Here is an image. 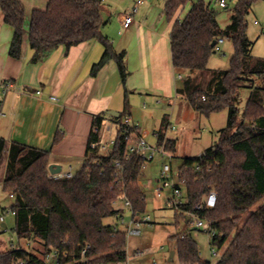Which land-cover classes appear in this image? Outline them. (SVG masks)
Here are the masks:
<instances>
[{"label": "trees", "instance_id": "1", "mask_svg": "<svg viewBox=\"0 0 264 264\" xmlns=\"http://www.w3.org/2000/svg\"><path fill=\"white\" fill-rule=\"evenodd\" d=\"M188 1L168 0L167 18L174 19ZM260 1L264 2L238 0L225 29L219 26L211 3L194 2L186 17L175 21L170 35L174 67L190 72L184 82L186 99L196 113L209 118L228 112L227 126L218 132L215 144L200 156L183 158L178 169V186L185 188L187 196L186 203L175 207L180 217L190 224L187 218L197 214L211 224L215 233L212 245L223 248L227 244L215 264H264V59L252 55L254 42L248 37L246 20ZM0 9L5 23L14 29L11 57L23 56L26 38L33 50V63L44 61L60 46L69 49L98 39L105 50L92 67V75L115 61L122 81H126L125 52H117L102 33L100 0H49L46 9L31 11L28 27L21 0H0ZM221 37L233 41L230 68L210 69L209 59ZM204 74L211 75L206 83L201 82ZM254 77L263 84L257 85ZM245 88L250 89V96L241 112L240 94ZM125 115L122 112L111 119L119 123ZM102 120L99 116L96 122L101 125ZM98 140L99 136L91 133L84 163L73 178L54 180L49 177V151L16 141L8 143L0 137V181L4 191L14 196L13 230L19 239L38 240L43 246L41 257L13 247L0 254V264H49L46 257L54 251L61 254L58 264L128 261L127 231L119 224L106 225L104 220L111 216L122 219L123 211L117 208L121 195L130 203L133 218L145 212L146 196L138 183L147 161L140 154L129 153L120 131L108 151L92 148ZM157 140V146L167 153H176V140L166 139L162 131ZM213 191L217 203L208 208L206 198ZM175 239L180 264H210L201 259L190 233ZM87 246V261H82ZM64 252L69 256H63Z\"/></svg>", "mask_w": 264, "mask_h": 264}, {"label": "crops", "instance_id": "2", "mask_svg": "<svg viewBox=\"0 0 264 264\" xmlns=\"http://www.w3.org/2000/svg\"><path fill=\"white\" fill-rule=\"evenodd\" d=\"M100 1L102 4L103 0ZM128 1L124 11L119 10L120 6H101L103 35L117 52L126 55L129 74L125 82L115 61L92 75V67L100 61L105 50L98 39L69 49L60 46L44 61L33 63V50L26 38L23 56L20 59L11 57L14 29L5 23L0 9V85L12 84L6 94L0 93V137L8 143L16 141L49 151V166L57 165L62 168L61 172L75 174L84 163L95 119L103 116V122L110 127V122L115 121L109 111H116L125 112L131 123L139 128L138 132H145L146 139L151 136L149 125L153 120L152 135L156 146L160 131L166 139L176 140L177 151L173 156L181 160L180 166L183 158L195 157L179 149L196 122L197 114L186 99L184 82L190 72L174 67L170 35L175 21L185 18L194 2L216 0H189L172 20L165 13L168 0ZM136 6L134 21L125 28L124 16ZM33 9L38 8L26 9L27 27ZM217 20L225 29L231 23V16L221 20L218 15ZM144 97L151 98L157 105H167L169 113H165V109L152 108L153 112L140 116V104L146 105ZM170 131L175 137L169 136ZM138 185L145 190L141 178ZM120 202L124 200H119L117 208L124 211ZM137 233L138 230L132 234ZM3 252L5 250L0 253Z\"/></svg>", "mask_w": 264, "mask_h": 264}, {"label": "rangeland", "instance_id": "3", "mask_svg": "<svg viewBox=\"0 0 264 264\" xmlns=\"http://www.w3.org/2000/svg\"><path fill=\"white\" fill-rule=\"evenodd\" d=\"M211 0H207L210 2ZM238 0H228L229 7L221 8L218 3L212 1V6L217 11L221 20L230 17L232 10L236 6ZM128 0H103L102 5L108 6H120L119 10L124 11L128 6ZM26 9L38 8L44 10L47 8L48 0H24ZM30 18V17H29ZM182 18L181 20H183ZM248 27L247 34L249 39L254 42L252 49V55L255 58L264 59V2H257L250 13L246 17ZM234 54L233 41L230 38H225L224 43L221 45V51L215 52L209 59L208 67L210 69L228 70L232 56ZM120 74V73H119ZM201 77V82L206 83L210 80V74H204ZM256 79L257 85H262L261 79ZM250 96V89H242L240 94V111L244 110L247 100ZM145 107L140 104V116H145L148 112H153L152 108L165 109V113H169L170 110L167 105H157L153 100L144 97ZM142 106V107H141ZM159 112H156L158 116ZM162 114V113H161ZM197 114V113H196ZM151 118H154L151 117ZM228 112L223 111L221 113L213 114L211 117H205L197 114L196 122L192 124L191 131L185 136L182 144L179 145V149L182 153L190 154L191 156H198L203 151L211 148L215 143L218 132L227 126ZM110 130L105 132V140L116 138L117 125L114 122L109 124ZM150 130L153 132L154 122L150 121ZM152 128V129H151ZM157 128H159L157 126ZM144 130V129H143ZM151 132V136L146 139L149 145L156 146ZM175 133L170 131L169 136L175 137ZM181 143V139H180ZM162 153L156 152L155 157L151 161H147L143 169V175L141 179L145 184V196H146V208L145 212L140 216H136L135 220H141L143 216H149V223H140L138 226L132 224V210L125 206L124 202H120V206L124 208L122 221L116 216L108 217L104 220L105 224L117 223L123 230L136 229L139 231L137 234H132L128 231V261L125 264H180L178 254L176 252V239L177 235L184 233H190L196 240L200 257L210 264H215L218 258L212 257L211 249L214 247L211 243L210 233L196 228L195 218L193 222L187 224L185 220L180 217L179 211L170 204V199L173 198V189L167 188L162 191L161 196L156 194V189L163 186L161 181V171L165 164H169L172 168V178L170 181H178V169L180 167L181 160L174 157L173 154L162 156ZM181 154V152H180ZM171 155V156H170ZM6 166V157L1 169V178L4 176ZM2 179L0 181V252L8 251L13 247H23L28 249L32 253L42 256L43 246L38 240L27 241L19 239L14 232L15 215L11 210L14 203V199L10 194L3 189ZM182 193L180 197H176L177 200H181L183 203L187 202V196L185 188L181 185ZM264 202V200H263ZM262 204L259 203L258 206ZM1 217L4 220H1ZM5 225V227L2 226ZM227 244L222 248V254L226 252ZM175 251L174 258L170 260L171 253ZM1 254V253H0ZM223 256V255H222ZM49 264H56L53 260L49 261Z\"/></svg>", "mask_w": 264, "mask_h": 264}, {"label": "built area", "instance_id": "4", "mask_svg": "<svg viewBox=\"0 0 264 264\" xmlns=\"http://www.w3.org/2000/svg\"><path fill=\"white\" fill-rule=\"evenodd\" d=\"M144 0H138L137 3H142ZM216 3L221 8H227L228 7V0H216ZM138 7H134L133 10L124 16L123 19V26L125 28H128L134 21V15L137 12ZM262 34L264 35V30L262 31ZM226 37H221L217 40V43L215 45V52L221 51V45L224 43ZM12 88V84L10 82L2 83L0 85V93L6 94L10 89ZM52 100H57L56 97H51ZM98 118V117H97ZM95 119V122L93 124L92 133L99 136V140L94 142L92 144V148H99L101 151H108L110 148H112L115 145L116 138H111L108 140H105V132L110 130V127L105 125V121L101 125H99ZM117 124L118 131H120V135L124 138V140L127 143V147L130 154H140L144 157L146 161H151L154 159L156 152L167 154L163 146H152L149 145L146 141V134L145 132H138V127L131 123V120L128 116H124L121 121ZM174 128V127H173ZM117 131V132H118ZM169 154V153H168ZM49 177L54 180H66L71 179L74 177V174L71 172H60L58 174H51L49 173ZM161 181L163 182V186L156 189V194L158 196H161L162 191L167 188L173 189V198L170 199V204H172L174 207H178L179 205L183 204L181 200H177L176 197H180L182 193V189L179 185V181L173 182L170 181L172 178V168L169 164H165L161 171ZM11 198H14L13 195H10ZM121 200H124L127 207L130 208V203L126 200L125 195L120 196ZM217 203V194L213 191L209 193V195L206 198L205 206L208 208H213ZM202 206H199L198 208H201ZM131 209V208H130ZM195 218V226L196 228L205 230L210 233V236H213L215 233L211 227V224L205 220H202L197 214H190L191 222L192 219ZM1 220H4L3 217H1ZM150 217L149 216H143L141 220H135L133 218L132 224H136L137 226L140 223H149ZM123 223V221H122ZM127 231V230H126ZM128 231L130 233H135L136 230H131V227H128ZM127 231V233H128ZM90 246L85 247L83 250V258L82 261H87L86 259V253ZM212 257L220 259L222 257V248L218 247H212L211 249ZM60 253L57 251L52 252L51 254H48L46 259L49 263L50 260H53L56 264H58V259L60 257ZM63 256H69L68 253L64 252L62 253ZM127 263V262H126ZM113 264H121V263H113ZM125 264V263H123ZM156 264V263H155Z\"/></svg>", "mask_w": 264, "mask_h": 264}, {"label": "water", "instance_id": "5", "mask_svg": "<svg viewBox=\"0 0 264 264\" xmlns=\"http://www.w3.org/2000/svg\"><path fill=\"white\" fill-rule=\"evenodd\" d=\"M109 115L113 116V117H119L120 116V113L119 112H116V111H109ZM49 171L51 174H58L62 171V168L60 166H57V165H50L49 166ZM189 218H187V222L189 221ZM3 227H5V225H3ZM174 255H175V251H173L171 253V256H170V260H172L174 258Z\"/></svg>", "mask_w": 264, "mask_h": 264}]
</instances>
